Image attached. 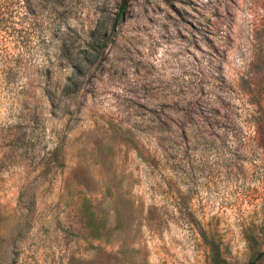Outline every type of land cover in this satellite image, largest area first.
Wrapping results in <instances>:
<instances>
[{
	"label": "rangeland",
	"instance_id": "rangeland-1",
	"mask_svg": "<svg viewBox=\"0 0 264 264\" xmlns=\"http://www.w3.org/2000/svg\"><path fill=\"white\" fill-rule=\"evenodd\" d=\"M31 10L0 36V264H264V0Z\"/></svg>",
	"mask_w": 264,
	"mask_h": 264
},
{
	"label": "trees",
	"instance_id": "trees-1",
	"mask_svg": "<svg viewBox=\"0 0 264 264\" xmlns=\"http://www.w3.org/2000/svg\"><path fill=\"white\" fill-rule=\"evenodd\" d=\"M35 0H0V36L4 37L7 36L8 38L13 37L14 34L18 32V30L15 28L16 23L20 22L19 25L23 26V20L25 15H29L31 13V2ZM45 1H52L54 4L61 0H45ZM69 0H63V2H68ZM49 8V7H48ZM55 12L56 8L53 6V8H50L51 10ZM125 7L122 6L116 16L115 21H118L124 12ZM17 21V22H16ZM115 25V23H114ZM113 25V27H114ZM24 27V26H23ZM6 37V38H7ZM105 37L100 40H97L96 43L99 44L103 42ZM89 45V44H88ZM97 57L92 56H83L82 59H80L77 64H74V69L76 70L77 74H75L76 77H79L81 75V68L82 65L86 63H92V61H95ZM73 80V78H72ZM73 91H77L79 88V80L75 79L74 77V83L71 84ZM212 256L210 260V264H221L222 259L220 257L218 250H212ZM256 260L260 262H264V252H261L256 255Z\"/></svg>",
	"mask_w": 264,
	"mask_h": 264
}]
</instances>
